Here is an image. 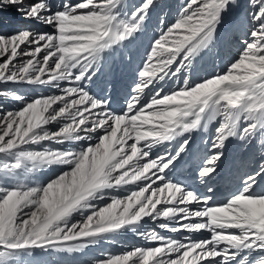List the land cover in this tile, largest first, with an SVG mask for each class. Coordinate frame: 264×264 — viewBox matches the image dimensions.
Segmentation results:
<instances>
[{
	"label": "snow or ice",
	"instance_id": "1",
	"mask_svg": "<svg viewBox=\"0 0 264 264\" xmlns=\"http://www.w3.org/2000/svg\"><path fill=\"white\" fill-rule=\"evenodd\" d=\"M119 3L80 0L78 4L65 3L63 11L46 15L50 11L46 0L30 4L26 0H0V10L14 7L24 19H40L54 29L52 34L25 30L0 36V83L70 84L60 89L59 95L37 98L19 111L0 114V153L37 142L64 143L96 136V142L81 151L18 152L16 162L0 166V171H13L25 160L35 165L51 153L61 156L67 161L63 164L69 166V171L43 187L0 188V246L12 251L84 241L135 225L144 218L179 216V227H168L167 223L159 227L169 232L207 230L211 239L185 238L187 242H178L153 231L143 238L157 242V246L109 255L100 264H229L241 250L264 251V194L252 191L256 177L264 173V165L243 179L242 188L227 203L211 205L208 197L167 179V171L185 150L183 145L175 155L152 158L148 152L152 145L197 129L206 115L212 120L220 117L212 141L213 154L203 161L198 173L203 180L216 170L228 138L248 141L258 130H264V0H248L250 20L243 26L247 39L242 40L238 59L224 73L195 85L185 78L182 87L162 95L156 85L188 69L213 42L223 14L236 4V0H184L174 23L161 21L164 27L151 41L125 110L117 115L84 91L83 82L90 79L88 74L102 52L141 29L156 0H143L126 20H118L114 13ZM10 25L11 20H0V26ZM20 56L29 59L14 63ZM146 95L150 99L142 103ZM62 121L54 134L45 130V126ZM66 135L71 139H65ZM260 143L264 144V134ZM112 154L118 166L108 180L111 186L103 189L118 190L133 184L136 188L123 198L111 197L110 203L93 210L82 223L67 226L73 213L89 208L88 202L97 198L88 190L102 187L106 158ZM90 173L93 175L89 179L95 184L81 180L82 175ZM192 204L201 207L193 210L188 207ZM193 218H199L198 222L183 223ZM228 229L237 231H225ZM4 255L0 252V257ZM258 264H264V257Z\"/></svg>",
	"mask_w": 264,
	"mask_h": 264
},
{
	"label": "bare ground",
	"instance_id": "2",
	"mask_svg": "<svg viewBox=\"0 0 264 264\" xmlns=\"http://www.w3.org/2000/svg\"><path fill=\"white\" fill-rule=\"evenodd\" d=\"M142 2L143 0H120V3L114 9L117 19L123 20L121 18L123 15H126V19H128L141 6ZM183 2L184 0H156L154 7L149 9L147 17L142 24V28H144L143 26L148 22L147 19L151 17L152 23L150 22L148 26L150 33L146 34L147 37L143 35L144 38L137 36L135 41L126 40L122 44L113 46L102 52L99 61L94 64L88 74L90 79L83 82L84 91L98 102H104L108 111L117 115V112L121 114L125 110L131 93L132 88L130 84L132 85L136 81L137 69L142 64L151 41L158 35V30L163 28L164 24L175 22ZM232 6H230L229 10H232ZM246 7V11L243 9L240 13V21L237 27L233 29L227 28V30L229 29L228 31H224L223 29L222 34L219 31L220 33L214 37L211 52L212 57L209 58V61L200 63L201 59L199 56H196L185 72L182 71L171 80L161 81L156 85L157 90L163 95L173 88L182 87L185 78L188 79L190 84L195 85L215 76L217 73H224L230 62V60L228 62V59L225 58L226 52H232L237 48L236 44H232L230 39L235 37V35H240L243 38L247 32L243 28L245 25L244 20L251 9L249 5ZM162 20L164 24L161 23ZM141 29L139 33L142 34L145 30ZM132 38L134 39L135 37L132 36ZM138 39H140L139 43L141 44L137 43ZM68 86H70L68 81H61L55 87L40 85L39 90L41 91V95L35 97V99L59 95L60 89ZM148 99H150V96L146 95L142 103L147 102ZM220 122V117L211 120V124H207V131L202 130L206 132L203 134L204 136L197 138L196 134L194 135L191 131L175 137L171 141L152 145L148 149L150 156L156 158L163 157L165 154L175 155L177 150L183 145L185 150L177 156L174 161V167H170L167 171V179L189 191L193 188L194 191L192 192L198 196L208 197L211 205H223L227 203L230 198L240 191L243 186V179L246 176L254 175L264 165V148L262 147L263 144L258 141L259 134L262 131L258 130L248 141H242L235 137L228 138L224 143L222 156L218 161L216 170L210 176L201 180L198 173L203 161L213 154L212 141L217 135L216 130ZM62 123L63 121L49 124L45 126V130L54 134L60 129ZM199 128L200 125L198 132L200 131ZM262 134L264 133L262 132ZM95 137L93 135L91 139L85 138L84 140L64 143L43 141L36 144L24 145L15 151L0 153V166L16 162L18 152L39 153L45 149L59 152L81 151L93 144ZM132 142L129 141L128 143L131 144ZM67 171H69V166L66 164L47 165L46 160L41 159V161L33 165L32 161L25 160L20 168L13 171H0V185L4 189H17L20 187L28 189L33 187L39 188L46 186L49 182ZM18 177L25 178V181H22ZM125 187L118 190H101L95 196L99 193L104 194L107 192L111 194V197L115 195V197L119 198L122 195L126 196L131 190L136 188V185H127ZM252 191L253 193L257 191L264 194V173L256 177V183L253 185ZM92 203L94 204V199L88 202L89 208L73 213L67 219V226L70 227L73 223L79 224L85 213L92 209ZM159 207H168V205H161ZM188 207L195 210L201 207V205L192 204L188 205ZM198 219L193 218L191 221L184 220L183 223L198 222ZM180 222L179 216L174 219L161 217L153 220L152 218H144L135 225L126 226L118 231L101 234L84 241L54 243L42 247L12 251L4 249L5 255L3 258L6 264H39L40 258H45V264H93L95 261L105 260L109 255L115 256L122 251L128 252L132 247L138 246L141 249H149L157 246V242L143 238L144 235L153 231L162 237L171 238L178 242H187L185 238L191 241L211 239V233L207 230L169 232L159 227L160 224L164 223H167L168 227H179ZM145 230L147 231L144 233ZM225 231L236 232L237 230L228 229ZM66 249H72L71 251H74V253L68 254L67 257L62 254ZM39 255L42 256L38 257ZM262 257H264V251L241 250L235 255L234 259L229 261V264H241V261H243V264H258V261Z\"/></svg>",
	"mask_w": 264,
	"mask_h": 264
},
{
	"label": "rangeland",
	"instance_id": "3",
	"mask_svg": "<svg viewBox=\"0 0 264 264\" xmlns=\"http://www.w3.org/2000/svg\"><path fill=\"white\" fill-rule=\"evenodd\" d=\"M27 3H34L37 2V0H26ZM80 2V0H46V4L48 9L50 10L48 13H46V15H51L52 13H56V12H60L64 10V4L65 3H69V4H78ZM249 5L248 0H236V4L232 6V10H228L226 13L223 14L222 20L220 25L217 27L216 32L214 33V37L217 36L220 32L222 34V31L224 29V31H228L229 29H233L234 27L238 26V22L240 21V13L241 11L245 8H247L246 6ZM246 11V10H245ZM251 12V11H250ZM250 12L248 13V15L246 16V19L244 20L245 25L249 22L250 20ZM125 18H124V17ZM121 16V18L123 20H126V15ZM225 16V17H224ZM131 17V16H130ZM9 19L11 20V25L8 27H4V26H0V36H6V35H12L17 31H29L31 33H35V34H52L54 29L52 25L46 24L44 22H42V20L37 19V20H26L24 19V16L22 13L17 12L16 9L14 7H9L6 9H2L0 10V20L3 19ZM232 20V21H230ZM147 23L145 26H143L144 28H142V34L139 33L140 30L134 35V39L131 37L130 39H128L129 41L133 40L135 41L137 36L138 37H145L146 34L150 33V29H148V26L150 24L151 21V17L147 19ZM220 27V28H219ZM227 28H229L227 30ZM141 29V30H142ZM246 29V28H245ZM149 30V31H148ZM220 31V32H219ZM247 31V30H246ZM245 34V33H244ZM140 35V36H139ZM143 35V36H142ZM143 37V38H144ZM147 37V36H146ZM247 38V32L245 37L242 38V36L240 35H235V37H232L230 39V41L232 42V44H236V50L234 49L232 52H226L225 54V58L228 59L229 64L231 62H233L234 60L238 59L240 51L243 48V43L241 42L242 40ZM132 41V42H133ZM140 42V39L137 40V43ZM141 44V43H139ZM212 46H213V42L211 44H209L208 46V51L206 49H204L198 56L201 59L199 62H206L209 61L212 57ZM209 53V54H208ZM203 54V55H201ZM205 54V55H204ZM208 57H207V56ZM204 56V59H203ZM227 56V57H226ZM43 57V53L40 54V58L42 59ZM29 59V57H24V56H20L18 57L14 63L16 64H20L21 62H23L24 60ZM0 62H3V58H0ZM54 66V65H53ZM135 83H132V85L130 84V87L132 88L133 85ZM39 86L40 85H33V84H28L26 82H17V83H13V82H4V83H0V92L5 93V95H0V114L2 113H11V112H16L21 110L27 103L32 102L35 100V97L40 96L41 95V91L39 90ZM57 93V92H55ZM12 96H16L19 97L20 99H12ZM118 114H120V112H117ZM211 120L207 115L205 117V119L201 122L200 124V131L198 132V127L195 130H192V132L194 133V135L198 138L199 136H204L203 134H205L206 132L202 131V130H206L208 129L207 127L205 128L203 125H210ZM210 121V122H209ZM206 122V123H205ZM202 126V127H201ZM209 127V126H208ZM207 131V130H206ZM264 133V130H261ZM196 132V133H195ZM203 132V133H202ZM260 132V137L258 138V141H260L261 139V133ZM102 134V133H98L97 135ZM96 142V137L94 138V143ZM93 143V144H94ZM264 148V144L262 146ZM19 179H21L22 181H25V178L22 177H18ZM2 186L0 185V188ZM105 189H103L102 191H104ZM99 193L96 197V199H94V204L91 206V210H88V212L85 213V215L81 218L80 223H82L84 221V219L91 214V212L93 210L99 209L100 207H104L106 206L108 203L111 202V194L109 193H104L101 194ZM109 194V195H108ZM115 196V195H114ZM102 197V198H101ZM125 196H120L119 198H123ZM147 230L144 231V233ZM139 248L138 246L136 247H132L130 250H128V252L132 251L133 249ZM81 249V248H80ZM79 249V250H80ZM67 250V251H66ZM65 251H61L63 255L68 257V254H73L74 251H69L68 249H66ZM69 251V252H68ZM0 252H4V248L2 246H0ZM59 252V253H61ZM68 252V253H66ZM65 253V254H64ZM123 253H127V252H120L118 255L123 254ZM42 255H39L38 257H41ZM45 258H40L38 263L39 264H45L46 260H44ZM5 259L3 257H0V264H6V262L4 261ZM104 260H99V261H95V263H100Z\"/></svg>",
	"mask_w": 264,
	"mask_h": 264
},
{
	"label": "clouds",
	"instance_id": "4",
	"mask_svg": "<svg viewBox=\"0 0 264 264\" xmlns=\"http://www.w3.org/2000/svg\"><path fill=\"white\" fill-rule=\"evenodd\" d=\"M193 130H195V129H193ZM65 139H71L70 135H66ZM106 159H107L108 163H107V169L105 171L103 181L101 182L102 187H93V188L89 189L88 190L89 195L94 196L97 191L103 190V187H110L111 186L110 184H108V180L111 176V172L118 165L114 162L115 161V154L108 156ZM46 163H47V165L63 164V163H67V161H64L61 156H57L55 153H51L48 155ZM92 175L93 174H91V173L88 175H82V177H81L82 182L87 181L88 184H95L96 181L94 179H89V176H92ZM127 182L128 181H124V183H127ZM168 219H171V217H169ZM71 250L72 249H69V251H71Z\"/></svg>",
	"mask_w": 264,
	"mask_h": 264
}]
</instances>
